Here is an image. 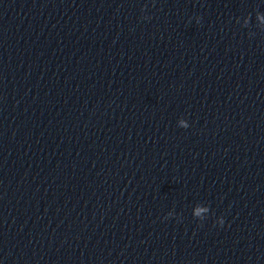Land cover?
Instances as JSON below:
<instances>
[{
	"label": "water",
	"instance_id": "obj_1",
	"mask_svg": "<svg viewBox=\"0 0 264 264\" xmlns=\"http://www.w3.org/2000/svg\"><path fill=\"white\" fill-rule=\"evenodd\" d=\"M0 264H264V0H0Z\"/></svg>",
	"mask_w": 264,
	"mask_h": 264
},
{
	"label": "clouds",
	"instance_id": "obj_2",
	"mask_svg": "<svg viewBox=\"0 0 264 264\" xmlns=\"http://www.w3.org/2000/svg\"><path fill=\"white\" fill-rule=\"evenodd\" d=\"M182 124H184V121H181ZM185 127H188V125L184 124Z\"/></svg>",
	"mask_w": 264,
	"mask_h": 264
}]
</instances>
